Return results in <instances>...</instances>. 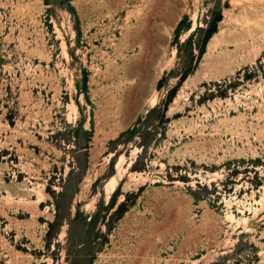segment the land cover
<instances>
[{"label":"rangeland","instance_id":"374dc122","mask_svg":"<svg viewBox=\"0 0 264 264\" xmlns=\"http://www.w3.org/2000/svg\"><path fill=\"white\" fill-rule=\"evenodd\" d=\"M0 264H264V0H0Z\"/></svg>","mask_w":264,"mask_h":264},{"label":"bare ground","instance_id":"6f19581e","mask_svg":"<svg viewBox=\"0 0 264 264\" xmlns=\"http://www.w3.org/2000/svg\"><path fill=\"white\" fill-rule=\"evenodd\" d=\"M108 186H111L114 190L118 186V181L116 179H112V181L108 184Z\"/></svg>","mask_w":264,"mask_h":264}]
</instances>
